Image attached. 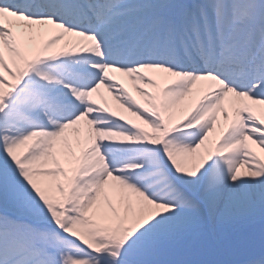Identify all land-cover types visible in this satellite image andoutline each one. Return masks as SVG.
I'll return each instance as SVG.
<instances>
[{"label":"snow or ice","instance_id":"6c2138e0","mask_svg":"<svg viewBox=\"0 0 264 264\" xmlns=\"http://www.w3.org/2000/svg\"><path fill=\"white\" fill-rule=\"evenodd\" d=\"M0 264H264V0H0Z\"/></svg>","mask_w":264,"mask_h":264},{"label":"bare ground","instance_id":"6f19581e","mask_svg":"<svg viewBox=\"0 0 264 264\" xmlns=\"http://www.w3.org/2000/svg\"><path fill=\"white\" fill-rule=\"evenodd\" d=\"M119 75V74H118ZM114 103V102H113Z\"/></svg>","mask_w":264,"mask_h":264}]
</instances>
